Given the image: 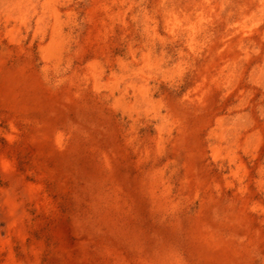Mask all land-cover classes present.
<instances>
[{
  "label": "rangeland",
  "instance_id": "obj_1",
  "mask_svg": "<svg viewBox=\"0 0 264 264\" xmlns=\"http://www.w3.org/2000/svg\"><path fill=\"white\" fill-rule=\"evenodd\" d=\"M34 61L32 73L15 76L21 87L11 81L0 92V264H264V192L256 201H240L239 195L249 189L244 168H216L228 164L229 151L228 139L213 135L216 122L203 133H195V122L186 126L169 117L164 122L150 112L116 122L120 113L108 119L107 113L104 117L93 109L91 87L86 89L76 62L56 75L53 61L46 64L47 74L42 59ZM184 67L169 61L165 73L154 79L177 84L187 79ZM61 79L62 85L54 88ZM5 81L9 84L7 77ZM188 84L176 98L194 89L192 80ZM188 95L197 98L196 93ZM16 97L25 109L9 106ZM49 122L52 130H44ZM40 131L47 136V155L40 153ZM249 134L259 136V143L247 139ZM234 147L246 169L255 155L264 171V129L246 131ZM106 154L115 158L112 170L105 167ZM202 155L209 170L194 173L204 183L200 188L186 182L185 165L187 157L195 161ZM159 157L162 165L170 162L164 170L166 179L173 177L169 192L168 181L151 185L159 180L157 164L153 166ZM136 160L145 164L140 172ZM7 195L21 209L14 219L6 213ZM211 235L231 248L234 244L240 259L227 263L220 253L226 248H208L204 241Z\"/></svg>",
  "mask_w": 264,
  "mask_h": 264
},
{
  "label": "bare ground",
  "instance_id": "obj_2",
  "mask_svg": "<svg viewBox=\"0 0 264 264\" xmlns=\"http://www.w3.org/2000/svg\"><path fill=\"white\" fill-rule=\"evenodd\" d=\"M33 48L37 50L33 52ZM37 57L44 63V74L48 62L55 63L56 75L70 71L76 62L86 89L91 87L88 100L93 109L104 117L107 113L108 119L120 113L116 122L150 112L153 119L158 117L164 122L167 117L186 126L195 122V133L206 132L216 122L213 135L228 139L229 150L228 164L225 161L216 168L224 171L232 164L242 166L249 189L239 195V200L249 203L262 198L264 171L256 161L259 157L251 156L246 169L233 149L246 131L264 129V0H0V92L12 86L11 81L16 88L21 87L15 76L32 73ZM22 59L24 66L20 68ZM173 60L187 67V79L161 85L154 77L164 74V65ZM74 74L70 81L75 79ZM189 80L194 82V89L176 98L188 88ZM62 82L59 80L54 88ZM192 92L197 94L194 101L188 95ZM17 98L9 106L17 111L18 106L25 109ZM24 113H30L29 109ZM51 123L43 129L51 131ZM41 134L40 153L47 155V136ZM191 134L187 133L190 137ZM252 135L247 139H258V144L260 137ZM220 148L215 152H220ZM204 155L195 161L186 158V182L197 187L204 183L194 178L196 170H209L208 165L203 166ZM160 158L153 164H157L159 180H151V185L165 186L168 181L165 188L169 192L173 177L171 174L166 179L164 170L170 162L162 165ZM114 159L106 154L107 169L112 170ZM133 163L138 172L145 165L139 160ZM236 174L232 173L235 177ZM4 204L8 206V216L14 219L20 214L12 195L6 196ZM261 209L264 211V207ZM204 242L213 252L226 248L220 253L227 263L242 256L234 244L231 248L219 236H208Z\"/></svg>",
  "mask_w": 264,
  "mask_h": 264
}]
</instances>
